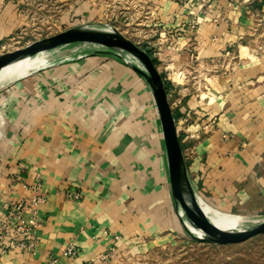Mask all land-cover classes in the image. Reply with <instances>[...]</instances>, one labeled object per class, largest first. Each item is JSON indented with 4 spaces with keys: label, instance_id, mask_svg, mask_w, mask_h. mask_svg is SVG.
<instances>
[{
    "label": "crops",
    "instance_id": "0c3cea01",
    "mask_svg": "<svg viewBox=\"0 0 264 264\" xmlns=\"http://www.w3.org/2000/svg\"><path fill=\"white\" fill-rule=\"evenodd\" d=\"M149 1L158 39L168 43V31L175 33L168 61L220 65L225 50L246 49L253 17H264V0ZM97 49L80 50L76 43L51 49L8 83L10 89L0 87V212L5 203L28 197L36 181L46 194L34 251L0 253V264H101L111 246L121 257L137 258L147 232L134 227L147 223L150 229L167 213V161L152 95L131 66ZM263 64L215 69L212 97L200 101L211 126L203 133L193 123L200 137L181 143L195 192L242 218L264 212ZM172 85H166L168 96ZM194 98L187 109L198 110ZM69 243L77 248L74 256L63 253Z\"/></svg>",
    "mask_w": 264,
    "mask_h": 264
},
{
    "label": "rangeland",
    "instance_id": "374dc122",
    "mask_svg": "<svg viewBox=\"0 0 264 264\" xmlns=\"http://www.w3.org/2000/svg\"><path fill=\"white\" fill-rule=\"evenodd\" d=\"M149 5V0H0V53L22 47L35 39L54 34L78 23L89 21L111 24L149 53L167 86L172 82L173 85L169 89L170 94L173 93L169 95L170 97L168 94L167 96L171 108L173 107L172 112L175 113L179 134L184 138L186 132L188 135L195 130L191 122L195 107H189V116H186L188 109L184 104L191 103L194 96L195 101L198 98L206 100L209 96L212 97L216 80L215 69L231 67L236 63L238 65V62L249 65L263 64L264 17L259 16L257 19L253 17L252 30L245 42L246 49L229 50V55L220 65L215 64V60L190 62L185 57L183 59L172 57L171 61H168L164 55L169 49V39H167L168 43L158 39L161 34L157 31V27L152 25L154 20L150 17ZM76 44L80 50L102 48L89 42ZM47 53V51L36 53L28 60L30 62L36 60L38 65L45 59ZM124 57L134 63L132 55L125 53ZM243 59L245 61H241ZM169 67H172L171 71ZM17 76L19 75L4 79L6 81L0 87L10 89L11 85L8 83L17 79ZM248 99L252 105H258L255 99L254 101ZM205 104L199 102V106L205 107ZM152 116L157 118L155 106ZM259 117L260 115L257 119ZM155 133L156 129L153 128L149 132L151 145L154 143ZM170 198L163 221L155 223L150 229L147 223H137L134 227L139 233L142 232V236L143 232H147V237L143 236L138 246L141 255L137 258L131 256L133 261H138L139 264H264V233L237 243L214 244L201 241L189 235V229L183 225ZM263 216L264 212L245 218L256 219ZM135 255H138L137 252Z\"/></svg>",
    "mask_w": 264,
    "mask_h": 264
},
{
    "label": "water",
    "instance_id": "95a60500",
    "mask_svg": "<svg viewBox=\"0 0 264 264\" xmlns=\"http://www.w3.org/2000/svg\"><path fill=\"white\" fill-rule=\"evenodd\" d=\"M78 42H89L101 46L102 48L95 52L118 57L131 66L146 83L153 98L161 129L171 200L183 225L189 229V235L209 243L228 244L241 242L256 234L264 233V216L256 218L258 221L254 224L229 226L214 222L201 211L196 200L199 196L193 189L187 174L164 79L149 53L111 24L89 21L78 23L54 34L35 39L22 47L0 53V70L9 64L31 58L36 53ZM125 53L132 55L135 62L127 61L124 57ZM5 81L1 80L0 84ZM178 208L181 209L182 214Z\"/></svg>",
    "mask_w": 264,
    "mask_h": 264
},
{
    "label": "built area",
    "instance_id": "2783aa9c",
    "mask_svg": "<svg viewBox=\"0 0 264 264\" xmlns=\"http://www.w3.org/2000/svg\"><path fill=\"white\" fill-rule=\"evenodd\" d=\"M197 22L198 21L196 19L193 21L189 20V29L191 31L195 29ZM167 35L168 38L166 37V39H169V43L171 44V39L175 36V33L173 30H169ZM227 55H229V50H225L223 53L224 57H226ZM168 69L171 71L172 67H169ZM200 101L201 99L198 98V110H193L194 116L191 117V122L192 124L196 122L200 124L201 126L198 130L205 133L207 132L206 129L211 126V123L206 115L207 113L201 112L205 111V108L199 106ZM185 115L189 116V108ZM176 123L177 121L175 120V124ZM176 130L180 144L186 140H195L200 137V133L199 131H197L190 132L188 135L186 132V135L183 138L179 134V129L177 125ZM11 178L12 180H14L13 176ZM29 189L30 195L28 197H22L15 201L7 202L3 205V208L0 212V253L16 249L29 250L32 252L34 251L36 242V237L34 233L36 227L39 224L37 212L39 206L46 201V194L41 190V184L39 181L32 183L29 186ZM69 196L72 199H75L78 197V192H70ZM115 238L118 237L116 236ZM63 253L69 256H74L77 254V248L74 246V244L69 243L65 246ZM99 261L101 264H124V262H128L129 264H135V261L132 260L131 256H119L117 254L115 246H111L109 249L103 252L99 257ZM86 264L95 263L87 262Z\"/></svg>",
    "mask_w": 264,
    "mask_h": 264
},
{
    "label": "bare ground",
    "instance_id": "6f19581e",
    "mask_svg": "<svg viewBox=\"0 0 264 264\" xmlns=\"http://www.w3.org/2000/svg\"><path fill=\"white\" fill-rule=\"evenodd\" d=\"M133 59L135 62L134 57H133ZM35 61L33 60L30 62V60H28V58H27V59H23V60H20V61H17L15 63L7 65L6 67H4L0 70V81L6 79L8 77H11L12 75L13 76H15V75L23 76L28 70L36 67L35 65H37V63ZM32 63H35V64L32 65ZM13 73H15V75ZM19 76H17V77H19ZM196 200L199 204L201 211L203 213H205L206 215H208L214 222H216L220 225H229V226L250 225V224H254L258 221L257 219L242 218V217H237V216H233V215L227 214L225 212H222V211L208 205L200 197H196ZM178 211L180 212V214H182V211L180 208H178Z\"/></svg>",
    "mask_w": 264,
    "mask_h": 264
},
{
    "label": "trees",
    "instance_id": "16d2710c",
    "mask_svg": "<svg viewBox=\"0 0 264 264\" xmlns=\"http://www.w3.org/2000/svg\"><path fill=\"white\" fill-rule=\"evenodd\" d=\"M164 84H165V82H164ZM165 88H166V85H165ZM174 113V112H173ZM173 116L175 117V113L173 114Z\"/></svg>",
    "mask_w": 264,
    "mask_h": 264
}]
</instances>
